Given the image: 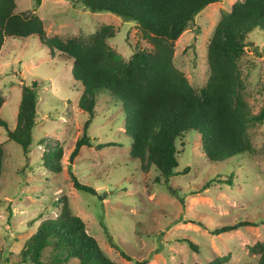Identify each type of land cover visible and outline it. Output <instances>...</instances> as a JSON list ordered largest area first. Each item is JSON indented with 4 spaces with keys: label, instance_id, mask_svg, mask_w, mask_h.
<instances>
[{
    "label": "rangeland",
    "instance_id": "obj_1",
    "mask_svg": "<svg viewBox=\"0 0 264 264\" xmlns=\"http://www.w3.org/2000/svg\"><path fill=\"white\" fill-rule=\"evenodd\" d=\"M238 0H217L196 14L173 44V64L189 83L201 88L208 76L207 48L221 15ZM18 10H33L42 19L47 37L87 38L111 25L107 44L128 60L137 48L152 49L134 20L107 12H92L79 0H16ZM240 60L241 92L250 114L264 110V30L246 39ZM71 62L49 50L36 36L8 37L0 50V143L4 156L0 174V264H22L20 251L39 222L54 218L60 194L85 223L88 234L117 264H206L227 256L225 264H256L251 246L264 243V117L247 127L251 151L223 161H211L201 149L199 134L189 130L176 139L177 162L168 183L156 181L153 166L143 168L130 155L131 138L124 132V105L108 92L96 96L87 134L93 146H82L73 161L69 154L82 135L88 113L77 105L81 86L71 76ZM39 83L36 123L25 154L8 139L16 125L22 85ZM111 143V144H110ZM63 148L62 169L53 172L41 163L43 151ZM98 144H109L97 148ZM187 168L185 172L184 169ZM70 172L95 193L76 190ZM207 184V185H205ZM174 191H173V190ZM240 220L254 224L219 234L211 229ZM196 245L194 250L188 242ZM119 247L130 260L111 245ZM48 249L41 256L48 260ZM28 264V263H27ZM62 264H73L67 261Z\"/></svg>",
    "mask_w": 264,
    "mask_h": 264
},
{
    "label": "trees",
    "instance_id": "obj_2",
    "mask_svg": "<svg viewBox=\"0 0 264 264\" xmlns=\"http://www.w3.org/2000/svg\"><path fill=\"white\" fill-rule=\"evenodd\" d=\"M41 1L34 0L35 8ZM216 1L79 0L92 12L107 11L137 22L152 49L137 48L124 60L106 42L115 35L111 25H102L87 38L47 37L35 9L20 11L16 0H0V50L8 37L24 40L36 36L51 56L57 52L71 62V76L81 86L77 105L89 117L69 154V161L74 160L82 146L94 145L87 130L95 113L97 94L108 92L124 105L127 117L124 132L131 138V157L141 161L143 168L153 166L158 172L157 182L168 183L179 173L175 171L178 165L176 139L184 133L196 131L206 157L223 161L251 151L247 127L264 117V110L260 115L250 114L241 92L240 70L247 35L254 29L264 30V0H238L228 13L221 15L208 43L209 76L201 88H194L173 64L174 42L196 14ZM38 90L37 81L22 85L16 125L13 129L7 128L8 139L18 143L25 154L29 152L36 123ZM3 102L0 92V107ZM0 125L6 127V122L0 119ZM106 145L109 144L96 147ZM3 156L0 143V174ZM62 156V146L55 144L43 151L41 163L50 171L60 172ZM69 174L76 190L95 193L94 188L81 183L75 174ZM53 205L59 212L54 218L41 220L27 238L20 251L22 264H62L70 260L73 264H117L87 233L84 221L72 212L65 193L60 194ZM250 224L254 223L240 220L215 227L210 232L219 234ZM188 243L192 249H197L195 244ZM111 245L130 260L113 242ZM48 249L51 252L43 263L41 256ZM251 249L259 254L256 264H264V243L257 242ZM227 261V256H216L206 264ZM135 264H146V261L137 260Z\"/></svg>",
    "mask_w": 264,
    "mask_h": 264
}]
</instances>
